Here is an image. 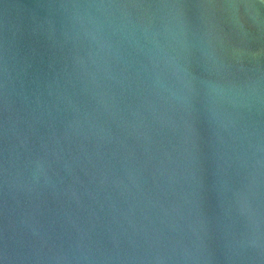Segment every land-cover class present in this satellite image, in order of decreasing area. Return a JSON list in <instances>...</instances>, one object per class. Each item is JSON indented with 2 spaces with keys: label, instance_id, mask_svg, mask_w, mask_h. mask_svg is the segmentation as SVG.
Listing matches in <instances>:
<instances>
[{
  "label": "water",
  "instance_id": "obj_1",
  "mask_svg": "<svg viewBox=\"0 0 264 264\" xmlns=\"http://www.w3.org/2000/svg\"><path fill=\"white\" fill-rule=\"evenodd\" d=\"M0 264H264V0H0Z\"/></svg>",
  "mask_w": 264,
  "mask_h": 264
}]
</instances>
